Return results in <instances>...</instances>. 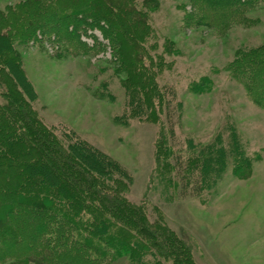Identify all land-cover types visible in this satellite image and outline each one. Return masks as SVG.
<instances>
[{"label":"rangeland","instance_id":"obj_1","mask_svg":"<svg viewBox=\"0 0 264 264\" xmlns=\"http://www.w3.org/2000/svg\"><path fill=\"white\" fill-rule=\"evenodd\" d=\"M26 1L37 0H0V17L9 19ZM131 4L132 14L122 19L127 29L119 33L102 23L104 32L86 27L65 43L60 34L39 31L24 40L21 28L0 24V34L11 36L0 59L24 75L16 84L22 108L57 137L79 138L119 163L127 199L143 206L150 222L160 214L189 245L194 264H264V87L257 84L263 76L252 80L248 73L259 66L241 62L264 45V0L243 15L244 25L222 32L201 24V12L188 0ZM37 10L44 20L48 11ZM115 35L124 40L123 52ZM171 91L174 140L166 121ZM237 148L248 172L233 169ZM171 152L181 156L187 176L204 175L201 196H178ZM102 249L98 264H128L122 248Z\"/></svg>","mask_w":264,"mask_h":264},{"label":"trees","instance_id":"obj_2","mask_svg":"<svg viewBox=\"0 0 264 264\" xmlns=\"http://www.w3.org/2000/svg\"><path fill=\"white\" fill-rule=\"evenodd\" d=\"M52 1V5L43 0L26 1L19 12L10 15L11 20L0 17V24L21 28L24 40L39 31L60 34L65 43L86 27L104 32L102 23L120 33L122 19L133 12L131 0H123L124 4L114 0ZM188 1L201 12L199 22L216 32L244 25L248 19L243 15L262 4V0ZM37 9L42 15L48 11L44 20ZM124 26L127 29L130 25ZM3 35L0 34V49L7 47L11 37ZM115 38L123 52L124 40L118 35ZM63 43L59 42L61 46ZM129 52L126 49L121 55L127 58ZM2 53L3 49V57ZM259 55L264 56V45L247 53L241 62L259 66L255 73L248 74L253 75L252 80L262 74L257 82L262 88L264 62ZM14 58L17 60L16 55ZM12 63L19 66L16 61ZM242 72L237 69L238 75L242 76ZM23 76L8 58L0 59V264H81L86 260L98 264L104 244L122 248L119 254L128 259V264H162L158 257L169 259L171 264H194L189 245L161 222L160 214L157 221L150 222L147 210L127 199L128 186H123L120 178L127 174L119 163L79 138L65 141L57 137L35 114L24 111L17 89L25 80ZM252 80L248 81L249 89L254 87ZM173 100L171 91L166 120L171 140L175 138L176 123L175 112L170 108ZM170 154L174 156L178 196H201L206 186L204 175L187 176L181 156ZM232 157L233 169L240 166L248 172L240 150H234ZM160 158L157 154V166ZM203 161L199 158L197 163L201 170ZM99 171L108 176L109 184H105Z\"/></svg>","mask_w":264,"mask_h":264}]
</instances>
